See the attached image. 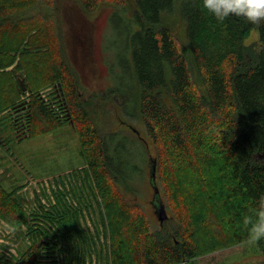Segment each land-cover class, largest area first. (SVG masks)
<instances>
[{"label": "trees", "instance_id": "trees-1", "mask_svg": "<svg viewBox=\"0 0 264 264\" xmlns=\"http://www.w3.org/2000/svg\"><path fill=\"white\" fill-rule=\"evenodd\" d=\"M78 1L93 12L101 0ZM55 2L0 0V115L9 111L24 137L73 122L87 182L105 206L109 264H180L247 242L244 217L264 197V24L235 16L217 22L200 0H133L136 115L157 148L150 168L153 158L165 204L181 219L155 231L118 190L131 189L111 154L116 131L107 106L125 97L114 89L82 93L60 43ZM175 13L184 42L167 22ZM254 30L258 44L246 45ZM47 85H58L53 100L43 96ZM57 199L50 211L29 215L0 182V217L25 225L32 241L17 259L0 255V264H85L93 237L63 195ZM258 244L264 249V240Z\"/></svg>", "mask_w": 264, "mask_h": 264}, {"label": "rangeland", "instance_id": "rangeland-1", "mask_svg": "<svg viewBox=\"0 0 264 264\" xmlns=\"http://www.w3.org/2000/svg\"><path fill=\"white\" fill-rule=\"evenodd\" d=\"M55 1L60 43L80 78L82 93L91 97L114 89L119 96L121 93L125 97L107 106L112 128L116 131L111 154L121 165L131 189L125 192L119 186V194L125 196L131 206L139 205L148 228L160 231L162 225L156 212L149 160V156H157V148L145 124L137 117V104L134 103L138 83L133 78L128 40L140 27L132 15L135 9L133 0H129L127 6L122 4V0H101L93 12L84 10L78 0ZM116 13L120 17L113 19ZM167 22L184 42L186 31L176 13ZM259 38V32L254 30L245 44H258ZM57 91L58 85H47L42 93L46 100H53ZM0 117L1 184L24 202L29 215L42 207L50 211L58 204L57 195H63L67 205L79 212L80 222L93 237V250L86 255L85 264H109L111 240L105 226V206L100 196L95 199L87 182V164L81 156L73 122L24 137L18 136L14 130L9 111ZM157 183L162 188L157 201L165 205L169 217L174 220L169 221L167 228L180 224V217L165 204L166 194L158 175ZM4 224L8 225L7 230ZM27 233L25 225L19 228L0 217V255L8 261L17 259L32 242ZM9 243L16 248L14 255L8 252ZM184 260L180 264H264V249L258 242L247 241Z\"/></svg>", "mask_w": 264, "mask_h": 264}, {"label": "clouds", "instance_id": "clouds-1", "mask_svg": "<svg viewBox=\"0 0 264 264\" xmlns=\"http://www.w3.org/2000/svg\"><path fill=\"white\" fill-rule=\"evenodd\" d=\"M201 9L206 11L217 22H224L230 17H241L254 25L264 24V0H200ZM250 215L244 217L248 225V242L255 243L264 240V197L260 198L257 207L250 209ZM5 230L8 225L4 224ZM9 254H15L12 243L8 246Z\"/></svg>", "mask_w": 264, "mask_h": 264}, {"label": "water", "instance_id": "water-1", "mask_svg": "<svg viewBox=\"0 0 264 264\" xmlns=\"http://www.w3.org/2000/svg\"><path fill=\"white\" fill-rule=\"evenodd\" d=\"M21 85L23 87V90L27 91V88L25 87V84H24L23 81L21 82ZM59 91H61L60 92V96H61L62 100L65 103V98H64V94L62 93V89L60 88ZM133 131L139 135V132H137L135 129H133ZM151 161H153V166L151 168V183H152V186H153V188L155 190V196L154 197H155V202L157 203L156 204V209H157L156 212H157V216H158V220H159L160 224L163 225L164 222H166L170 217H169V215H168V213L166 211L165 205L162 202H158L157 201V197L160 194V189H159L158 184H157L156 160L151 158Z\"/></svg>", "mask_w": 264, "mask_h": 264}]
</instances>
